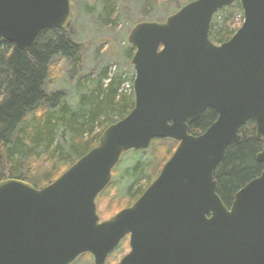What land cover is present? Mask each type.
I'll return each mask as SVG.
<instances>
[{
    "label": "water",
    "instance_id": "obj_1",
    "mask_svg": "<svg viewBox=\"0 0 264 264\" xmlns=\"http://www.w3.org/2000/svg\"><path fill=\"white\" fill-rule=\"evenodd\" d=\"M236 1L244 21L217 44L214 15ZM72 18L71 0H0V39L27 51ZM128 42L133 109L50 184L0 180V264H71L84 253L106 264L126 237L116 264H264V0H191L162 22L136 23ZM209 107L216 121L191 134ZM248 120L263 170L228 206L215 172ZM157 138L178 141L172 156L132 205L101 220L96 199L122 155Z\"/></svg>",
    "mask_w": 264,
    "mask_h": 264
},
{
    "label": "trees",
    "instance_id": "obj_2",
    "mask_svg": "<svg viewBox=\"0 0 264 264\" xmlns=\"http://www.w3.org/2000/svg\"><path fill=\"white\" fill-rule=\"evenodd\" d=\"M166 1L172 3V14L191 0ZM234 4L242 8L239 1ZM230 6L222 7L214 15L211 39H214L213 29L218 13L228 10ZM236 30L226 32L218 38V42L230 39ZM81 53L82 45L72 39L68 29L42 31L27 51L0 39V180L20 178L39 188L50 184L78 158L95 147L110 124L124 118L133 109L134 91L129 96L119 90L123 78H111L106 86H102L96 100L92 98L89 110H75L63 92L47 91L46 86L56 58L66 59L76 67L81 62ZM217 117L215 109L207 108L200 119L189 126V132L194 135L203 133ZM63 128L72 133V144L68 149L56 143ZM240 132L242 142L228 146L215 172L218 193L228 206L235 194L263 170L257 160V154L263 148V139L256 137L254 120H248ZM177 145L178 141L171 138L153 140L149 147L153 157L149 164L151 176L148 182L135 190L133 200H129L117 211L132 205L139 198L159 175ZM78 152L83 153L75 158ZM112 181L98 195L97 203L100 196L111 188Z\"/></svg>",
    "mask_w": 264,
    "mask_h": 264
},
{
    "label": "rangeland",
    "instance_id": "obj_3",
    "mask_svg": "<svg viewBox=\"0 0 264 264\" xmlns=\"http://www.w3.org/2000/svg\"><path fill=\"white\" fill-rule=\"evenodd\" d=\"M171 8L172 3L166 0H71L73 18L68 31L72 39L82 45V59L74 67L70 61L57 57L51 68L47 91L63 92L67 102L78 111L89 110L92 98H96L111 78H123L119 90L130 96L135 78L131 59L136 49L128 42L129 32L139 22L164 21ZM218 14L212 40L220 44L218 38L238 29L244 21V14L237 4ZM56 143L68 149L72 144V133L60 131ZM82 153L78 152L75 158ZM152 157L150 148L133 149L122 155L114 168L111 188L98 199L101 220L113 216L119 207L133 200L135 190L145 186L151 176L149 164ZM129 251V238L126 237L109 255L106 264L118 263ZM71 264H95V261L92 254L84 253Z\"/></svg>",
    "mask_w": 264,
    "mask_h": 264
}]
</instances>
